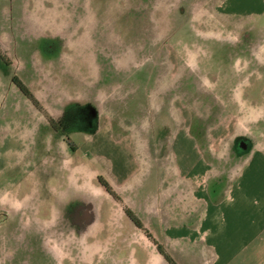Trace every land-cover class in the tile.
<instances>
[{"label": "rangeland", "instance_id": "374dc122", "mask_svg": "<svg viewBox=\"0 0 264 264\" xmlns=\"http://www.w3.org/2000/svg\"><path fill=\"white\" fill-rule=\"evenodd\" d=\"M0 51V264H154L138 240L128 241L140 230L126 214L109 241L101 229L86 253L79 245L75 206L85 199L86 211L89 189L78 184L73 193L63 179L69 160L91 158L70 147L99 139L75 120L87 104L97 132L135 129L136 159L146 144L164 157L159 143L185 122L193 131L207 126L205 153L216 164L235 161L231 144L222 145L233 131L264 140V0H0ZM56 120L55 131L48 121ZM110 149L130 171L131 153ZM141 173L152 179L149 192L165 167L151 162ZM53 180L52 189L63 184L69 193L39 218V192ZM129 211L145 228L147 215Z\"/></svg>", "mask_w": 264, "mask_h": 264}, {"label": "crops", "instance_id": "0c3cea01", "mask_svg": "<svg viewBox=\"0 0 264 264\" xmlns=\"http://www.w3.org/2000/svg\"><path fill=\"white\" fill-rule=\"evenodd\" d=\"M206 127H196L193 131L191 124L185 122L177 131L170 130L167 141L159 143V150L165 152L160 158L157 148L150 149L147 144L144 159L133 157L141 138L136 137L137 132L130 126L122 127L121 131H115L112 126L103 127L101 132L95 129L92 141L96 137L99 139L93 147L87 145L89 142L86 146H75L73 153L91 158L69 160L66 167L64 165L67 170L63 180L69 182L73 193L83 186L89 189L86 211L81 210L85 199H80V205L75 206L79 216H86L83 223L74 222L78 230L76 235L82 234L79 245L87 247L85 253L94 241L89 236L96 237V232L102 229V240L109 241L113 234L107 231L111 227L112 230L116 224L126 227L124 208H128L136 214L147 215L144 229L176 264L194 261L197 264H264V140L255 142L234 131L225 136L222 145L226 147L230 143L235 156L233 163L230 159V168L227 159H218L216 164L207 158L205 144H208L210 132ZM120 133L125 136L118 137ZM223 133L216 130L213 135L221 141ZM127 138L133 143V150ZM110 147L131 153L130 171L118 158L114 159ZM151 162L164 166L165 174L153 179L155 189L148 192L146 184L152 179H144L146 175L141 172L142 165L148 166ZM219 163L223 164L222 170L217 169ZM98 177L111 187L121 204L99 185ZM78 184L82 186L79 188ZM56 187L53 180L52 186L47 183L39 192V218L55 207L54 197L69 193L62 191L63 184L61 190L52 189ZM33 191L31 187L32 198L37 193ZM20 194L22 200L27 198L25 193ZM152 222L158 226L153 228ZM83 227L84 232L81 231ZM133 233L135 236L128 241L138 240L154 264L166 262L144 232L134 230ZM130 254L128 259L134 262L142 252L137 250Z\"/></svg>", "mask_w": 264, "mask_h": 264}, {"label": "trees", "instance_id": "16d2710c", "mask_svg": "<svg viewBox=\"0 0 264 264\" xmlns=\"http://www.w3.org/2000/svg\"><path fill=\"white\" fill-rule=\"evenodd\" d=\"M21 92L23 93V95L25 97H29V94L27 93L26 89L22 86L19 87ZM73 150H75L73 148ZM98 183L101 185L102 188H104V190L113 197V199L115 201H117L118 203H121L119 197L113 193L111 187L101 178L98 177L97 178ZM124 212L127 215V217L129 218V220L133 223V225L139 229L140 231L144 232L146 234V236L152 241V243H154V245L156 246V249L158 251V253L164 258V260L166 261L167 264H176L169 256L168 254L163 250V248H161L160 245H158L153 239L152 237L147 233V231L143 228V226L141 225L140 221L138 219H136L131 212L129 211L128 208H124Z\"/></svg>", "mask_w": 264, "mask_h": 264}, {"label": "flooded vegetation", "instance_id": "af4514ba", "mask_svg": "<svg viewBox=\"0 0 264 264\" xmlns=\"http://www.w3.org/2000/svg\"><path fill=\"white\" fill-rule=\"evenodd\" d=\"M0 59L4 60L2 58L1 51H0ZM19 90H20V88H19ZM20 92H21V90H20ZM22 95H23V93H22ZM75 120H76V122H80L82 127H83V129H86L88 132H92L93 133V131L97 127V115L93 111L92 107L90 105H88V104L85 106V108H83L82 110L78 111V113H76ZM48 122H49V124H50L49 126H50V128L52 130L56 131L58 129H61L59 123H57L58 122L57 120H56V123L58 125L52 123L51 121H48ZM65 140L67 141V143L68 142L71 143L68 138H66ZM72 146L70 147L71 150H73V148H74ZM76 214H77L76 222L77 223H83L81 217L78 214V212H76Z\"/></svg>", "mask_w": 264, "mask_h": 264}]
</instances>
